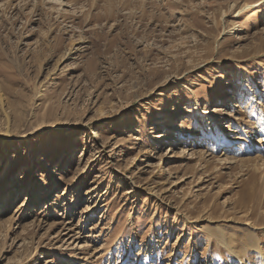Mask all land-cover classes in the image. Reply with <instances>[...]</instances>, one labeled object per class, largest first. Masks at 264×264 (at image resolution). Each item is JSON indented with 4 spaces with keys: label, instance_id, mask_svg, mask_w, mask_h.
Wrapping results in <instances>:
<instances>
[{
    "label": "rangeland",
    "instance_id": "374dc122",
    "mask_svg": "<svg viewBox=\"0 0 264 264\" xmlns=\"http://www.w3.org/2000/svg\"><path fill=\"white\" fill-rule=\"evenodd\" d=\"M0 264H264V0H0Z\"/></svg>",
    "mask_w": 264,
    "mask_h": 264
},
{
    "label": "bare ground",
    "instance_id": "6f19581e",
    "mask_svg": "<svg viewBox=\"0 0 264 264\" xmlns=\"http://www.w3.org/2000/svg\"><path fill=\"white\" fill-rule=\"evenodd\" d=\"M248 98V97H246ZM198 138L196 139H191L193 140V144H197V143H201L202 141L201 140H197ZM184 141H186V139H183ZM182 140V141H183ZM190 143V139L188 140L187 144ZM182 145V144H181ZM184 145V144H183ZM222 147L226 148V151L228 152H235L236 154H240L241 151H242V146L241 145H238V144H232L231 142H227L226 144H222Z\"/></svg>",
    "mask_w": 264,
    "mask_h": 264
}]
</instances>
